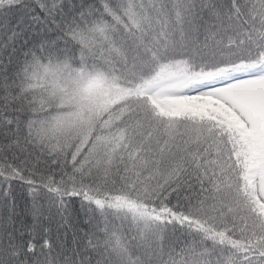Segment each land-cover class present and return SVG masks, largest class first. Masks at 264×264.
Masks as SVG:
<instances>
[{
	"label": "snow or ice",
	"instance_id": "6c2138e0",
	"mask_svg": "<svg viewBox=\"0 0 264 264\" xmlns=\"http://www.w3.org/2000/svg\"><path fill=\"white\" fill-rule=\"evenodd\" d=\"M0 264H264V0H0Z\"/></svg>",
	"mask_w": 264,
	"mask_h": 264
}]
</instances>
